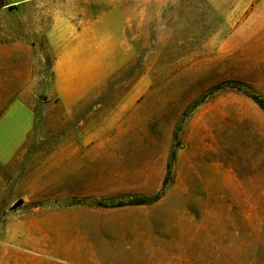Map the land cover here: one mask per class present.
Wrapping results in <instances>:
<instances>
[{"label":"rangeland","instance_id":"1","mask_svg":"<svg viewBox=\"0 0 264 264\" xmlns=\"http://www.w3.org/2000/svg\"><path fill=\"white\" fill-rule=\"evenodd\" d=\"M55 55L95 64L71 111ZM249 95L264 100V0H0V264H264ZM74 141L103 146L72 195Z\"/></svg>","mask_w":264,"mask_h":264},{"label":"crops","instance_id":"2","mask_svg":"<svg viewBox=\"0 0 264 264\" xmlns=\"http://www.w3.org/2000/svg\"><path fill=\"white\" fill-rule=\"evenodd\" d=\"M72 41H66V46H72ZM95 64L85 61L67 62L61 61L59 55H55L53 65L52 89L56 92L58 106L64 111H71L81 106V102L90 97V92L97 86L95 74H90ZM77 71V72H76ZM83 71V73H81ZM86 71H88L86 73ZM84 76V77H82ZM15 108V105H12ZM11 106L9 110H11ZM103 144L98 142H63L59 144L60 158L58 159V181L72 182L73 188L67 192L74 195L79 187L75 183L91 181L89 168L92 161L98 156L94 152Z\"/></svg>","mask_w":264,"mask_h":264},{"label":"trees","instance_id":"3","mask_svg":"<svg viewBox=\"0 0 264 264\" xmlns=\"http://www.w3.org/2000/svg\"><path fill=\"white\" fill-rule=\"evenodd\" d=\"M250 98L261 108L264 110V100H262L260 97L256 95H249ZM160 195L155 194L151 197L148 196H139L135 197L133 199H130L126 202H118L114 204V206H140V205H146L151 204L159 199ZM101 205V203H98Z\"/></svg>","mask_w":264,"mask_h":264},{"label":"water","instance_id":"4","mask_svg":"<svg viewBox=\"0 0 264 264\" xmlns=\"http://www.w3.org/2000/svg\"><path fill=\"white\" fill-rule=\"evenodd\" d=\"M21 205H22V201H16V202L13 204L12 209L17 208V207H19V206H21Z\"/></svg>","mask_w":264,"mask_h":264}]
</instances>
